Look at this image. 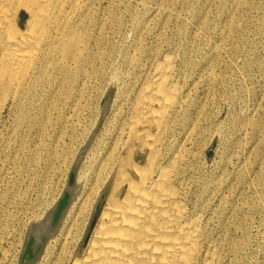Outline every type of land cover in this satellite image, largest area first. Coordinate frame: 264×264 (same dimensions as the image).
Returning <instances> with one entry per match:
<instances>
[{
    "label": "bare ground",
    "instance_id": "bare-ground-1",
    "mask_svg": "<svg viewBox=\"0 0 264 264\" xmlns=\"http://www.w3.org/2000/svg\"><path fill=\"white\" fill-rule=\"evenodd\" d=\"M101 1L0 0V122L7 108L10 109V112L26 111L28 120L33 118L37 111L41 110L40 112H45L44 118L48 119L51 117V101L49 102L47 97H44L41 103L39 101L46 89L49 87L53 88L56 85L61 89L65 83H68L67 85L71 84L69 90L72 91L73 86L76 83L79 84V76L82 77L83 81L87 77V82H89L93 74L105 72V68L100 65V60H103L102 57L105 56L108 50L106 44L110 31H108L109 29L107 30V27L111 23V27L114 28L115 24L121 22L117 7L120 6L123 0H104L106 1L104 4H101ZM142 1L146 5V0ZM161 2L163 5L160 4ZM161 2L156 11L159 10V12L161 11L165 14L170 13L168 5L165 6V2ZM135 8L138 7H134V11L136 10ZM100 9H102L101 14H99ZM190 12L188 11L187 13ZM233 13H235L234 10ZM186 16L189 17L188 14ZM148 25L149 23L145 26L148 27ZM229 27L231 28L230 25ZM163 28L161 29L163 30ZM199 28L202 27L199 25ZM233 29L235 31V28ZM178 31L180 33L183 32L182 26L178 27ZM221 31L223 32V30ZM227 32L230 33L231 29L224 33L225 38L228 34ZM140 34H143V32ZM196 36L197 34L195 38ZM136 38L139 41L142 37L137 35ZM160 38L162 37L160 36ZM192 41L195 40L193 39ZM220 41L222 42L223 40ZM191 43L193 44V42ZM139 45L141 46V44ZM147 49H149V46ZM216 50L217 54L221 52L219 46ZM176 56L166 53L161 59H156L154 63H151L153 64L152 66L150 65L152 69L149 67L151 71L146 74V77L141 78V81H138L139 85L137 86L138 88H134L135 94L133 93V97L129 96L127 98V94L123 101H113V90H108L107 92L103 87L107 93L102 101L99 99L101 103L100 106H97L98 113L95 123L92 122L94 123L93 130L92 132L90 131V136L88 134L89 138H86L87 140L85 139L84 143L80 145L73 163L68 167L69 171L67 172L61 196H58L59 198L56 200L50 199L53 202L51 204L50 202L48 203L49 206L45 208L46 210L43 211V214L40 213L36 216L37 218L34 219L36 222L31 225L27 244L29 240L34 243V246H32L33 255L39 264H226L223 256L225 251L222 253L217 238L213 237L209 228V218L206 216L207 209H204L203 202L199 203L200 199H192L191 169L193 168V156H196V152L193 155L187 144L193 137L196 123L189 117L190 101L192 99L189 100L191 88L187 83L186 72L189 66L188 60L190 61L191 58L180 67L175 58ZM190 56L192 55L190 54ZM132 60L130 58V63ZM215 61L216 59H212L214 64ZM118 69L120 68L118 67ZM192 70L194 72V69ZM206 71H208V68ZM214 73L216 74L214 70L209 73L211 74L210 79L215 78ZM119 75L120 72H113L111 76L112 82L118 79ZM217 75L219 76V74ZM202 77L200 78L203 79ZM108 80L110 82V79ZM83 86H81L82 89L80 87L81 91H84L86 85ZM111 86L109 89H111ZM64 89L67 93L66 86ZM90 89H92L91 85ZM120 89H123V87L115 90H118V96L122 94ZM86 90H88L87 87ZM38 101L39 103H37ZM77 105L79 104L76 103L75 106ZM55 108L54 111L57 110V107ZM74 108L76 109V107ZM111 110L112 112H110ZM109 113L111 114L109 115ZM199 116L201 117V114ZM47 119L44 120L47 121ZM72 121L74 120L72 119ZM49 124L51 125V123ZM76 125L79 126L80 123ZM199 125L200 123L198 122ZM247 127L249 126L247 125ZM47 130L49 129L44 130V132ZM85 130L88 131L86 128ZM80 132L78 135L81 134ZM106 134H109L108 140ZM45 136L47 135L45 134ZM44 140L46 141V139ZM81 140L83 141V138ZM102 144L104 145L98 150ZM66 160L69 159L66 158ZM64 162L62 160V163ZM60 170L62 172L63 169ZM215 193L217 194V192ZM25 197H27L26 194ZM216 217L214 218L215 220ZM20 223L22 224L21 221ZM237 225L240 226L239 224ZM222 231L224 230L222 229ZM233 241L231 243L236 242ZM38 245L41 246L40 249H38ZM236 253L235 255H237ZM4 256L6 257V255ZM229 260L231 261V259ZM21 264L24 263L21 262Z\"/></svg>",
    "mask_w": 264,
    "mask_h": 264
},
{
    "label": "rangeland",
    "instance_id": "rangeland-1",
    "mask_svg": "<svg viewBox=\"0 0 264 264\" xmlns=\"http://www.w3.org/2000/svg\"><path fill=\"white\" fill-rule=\"evenodd\" d=\"M161 1L165 2V6L168 5L170 13L165 14L161 11L159 12V10L156 11ZM105 2L102 0L101 4ZM160 4L163 5L162 2ZM141 5H144L142 0H123L120 6L117 7V12L121 16V22L115 24L114 28L111 27V23L109 24L110 26L108 25L107 30L109 29L108 31H110L106 44L108 50L105 56L102 57L103 60H100V65L105 68V72L102 71L101 75L99 73V75L93 74L92 79L89 81L90 84L87 82V77L83 81L82 77L79 76V84L76 83L72 91L69 90L71 84L67 85L68 83H65L64 87L66 86L67 93L64 87L60 89L58 85L46 89V92L41 96L42 98L39 101L41 103L44 97H47L49 102L51 101L52 111H50L51 117L48 118L49 120L44 118L45 112L42 113L40 112L41 110L37 111V114L29 120L26 118V111L10 112L9 108L5 110L0 122V264H21V262L24 264H39L33 255L32 246H34V243L29 240L27 244L31 225L36 222L34 221L37 218L36 216L40 213L43 214V211L46 210L45 208L49 206V202L51 204L52 200H56L61 196L67 172L69 171L68 167L73 163L80 145L84 143L86 138H89L88 134L93 130L98 113L97 106H100L101 103L99 99L102 101L108 90H113V101H123L127 94V98L129 96L133 97L135 94L134 88H138L137 86L139 85L138 81H141V78L146 77V74L151 71V66L153 65L151 63H154L156 59H161L166 53H171L174 56L179 53L177 55L178 58L177 56L175 58L180 67L191 58L190 61L188 60L189 66L186 72L187 83L191 88V93H189L191 98L189 97V100L192 99L190 101L191 110L189 109V117L196 123V130L190 140L191 142L189 141L187 144L193 155L196 152V156H193V168L191 169L192 199H200L199 203L203 202L204 209H207L206 216L209 218V228L213 237L217 238L222 253L225 251L224 253L227 254L225 256L226 254L223 253L226 264H264V0H236V2L235 0H146V5L140 7ZM134 7L138 8H135L136 10L134 11ZM187 10L191 12L187 13ZM233 10L235 13H233ZM101 11L102 9L99 10V14L102 13ZM187 14L189 17L186 16ZM147 22L150 25L148 27L145 26L148 24ZM197 23L202 28H199ZM179 26H182L183 34L178 31ZM160 27H164L163 30ZM233 28H235V31ZM229 29H231V32H227V40L224 37V33L229 31ZM142 32L145 35L140 34ZM137 35H141V40H137ZM192 38L195 41H192ZM206 39L210 41L208 42ZM220 40H223V43ZM148 46L149 49H147ZM218 46L221 48L219 54L216 52ZM200 47L203 48L201 49ZM95 48L98 49L97 47ZM190 54L192 56L189 57ZM130 58L135 61L132 60L133 62L131 61L130 63ZM212 59H216L215 64L212 62ZM137 61L140 62L138 63ZM217 61L218 63H216ZM205 68L206 70L208 68V71ZM192 69H194V72ZM212 70L216 72V74L214 73V79H210L211 74L209 73ZM107 71L109 72L107 73ZM115 71L120 72L121 77L119 75L118 79L112 82L111 76ZM108 79H110L111 83L108 82ZM118 83L120 84L117 85ZM83 85L86 86L84 91H81V86ZM90 85L93 91L90 89ZM110 86L111 89H109ZM86 87L88 90H86ZM103 87L107 92L104 91ZM115 87L116 89L123 87V89H120L121 96H118V90L115 91ZM86 99L88 100L86 101ZM72 100L74 101L72 102ZM76 103L79 105L75 106ZM54 106L57 107L56 112L54 111L56 109ZM86 107L88 109L90 107V109L88 110ZM199 114H201V117ZM44 119H47V121ZM198 122L200 123L199 126ZM248 122L250 123L248 124ZM79 123V126L76 125ZM243 124L246 125L247 131ZM46 129H49L46 131L47 133L44 132ZM79 132L82 136L81 134L78 135ZM106 137L108 140L109 134H106ZM81 138H83V141ZM69 146L73 148L71 149ZM74 149L75 151H73ZM72 152H75V154L73 155ZM66 158L69 160H66ZM62 160L63 162L66 160L65 164L62 163ZM245 164L246 166L244 167ZM60 169H63L64 172L63 170L61 172ZM215 180L217 181L215 182ZM212 182L216 184L214 183L213 185ZM220 191L222 192L220 193ZM25 194L27 197H25ZM209 208L210 210H208ZM210 211L213 212L211 213ZM214 212L217 217L214 215ZM214 216L217 221L214 219ZM212 221L213 223H211ZM236 230L237 232L235 233ZM231 240L236 242L231 243ZM232 245L233 247H231ZM40 248L41 246L38 245V249ZM236 248H239L240 251ZM23 257L25 258L23 259Z\"/></svg>",
    "mask_w": 264,
    "mask_h": 264
}]
</instances>
